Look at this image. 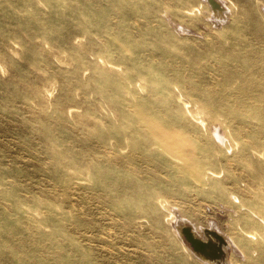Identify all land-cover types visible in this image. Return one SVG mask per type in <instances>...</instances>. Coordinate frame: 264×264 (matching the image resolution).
Instances as JSON below:
<instances>
[{"label": "rangeland", "instance_id": "1", "mask_svg": "<svg viewBox=\"0 0 264 264\" xmlns=\"http://www.w3.org/2000/svg\"><path fill=\"white\" fill-rule=\"evenodd\" d=\"M225 3L0 0V264H205L181 219L258 226L264 0Z\"/></svg>", "mask_w": 264, "mask_h": 264}, {"label": "bare ground", "instance_id": "2", "mask_svg": "<svg viewBox=\"0 0 264 264\" xmlns=\"http://www.w3.org/2000/svg\"><path fill=\"white\" fill-rule=\"evenodd\" d=\"M205 1H207L210 13L216 20H223L225 18L227 10L225 9V0ZM157 141L151 144H157ZM151 144L148 146H151ZM138 150L141 151L142 154L145 153V150ZM229 194L233 198L236 197L234 191H230ZM156 199L159 204H162L163 200L161 194H157ZM244 206H246V204H244ZM248 211L256 220L258 226H252L248 221H244L243 225L238 222L236 226H232L231 232L228 231L229 237H226L224 232L210 226L205 230L203 229L204 231H202L201 234H197L194 231L195 227L192 229V227L182 219L173 230L188 253L195 255L197 259L205 264H251L260 257V212H264V208L249 205ZM167 215L171 221L175 220L170 211ZM199 231L200 230H198V232ZM187 241L191 242L193 245L189 246V244L186 243ZM229 249L235 252L239 250L241 256L234 255V252L230 253ZM238 257H241V259L238 263H235L234 261L239 259Z\"/></svg>", "mask_w": 264, "mask_h": 264}, {"label": "water", "instance_id": "3", "mask_svg": "<svg viewBox=\"0 0 264 264\" xmlns=\"http://www.w3.org/2000/svg\"><path fill=\"white\" fill-rule=\"evenodd\" d=\"M189 242V241H188ZM191 244V246L193 245L191 242H189Z\"/></svg>", "mask_w": 264, "mask_h": 264}]
</instances>
